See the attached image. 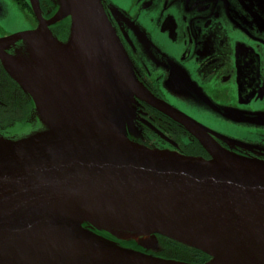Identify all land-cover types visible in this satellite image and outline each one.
<instances>
[{"label":"water","instance_id":"water-1","mask_svg":"<svg viewBox=\"0 0 264 264\" xmlns=\"http://www.w3.org/2000/svg\"><path fill=\"white\" fill-rule=\"evenodd\" d=\"M30 1L40 22L38 28L0 38V59L6 70L7 64L15 70L19 80L8 72L32 96L37 108L34 83L27 77L34 75L29 69L18 68L6 52L17 40L48 28L38 0ZM58 1L59 10L51 22L71 17L65 46L71 51L78 35L73 3ZM77 1L93 37L88 48L84 44V52L91 50L82 58L79 76L73 77L82 87L79 102L89 112L83 115L88 122L18 140L0 137L8 141L0 146V253L27 235L63 229L96 247L41 244L23 253V264H264V160L213 143L205 127L144 89L102 0ZM42 71L46 73L45 88L47 68ZM69 79L72 81L71 76ZM135 98L146 100L185 126L211 158L131 141L125 127ZM97 103L98 114L93 112ZM75 196L115 205L118 216L143 232L135 239L130 234L137 229L130 233L97 227L86 218L73 219L62 207ZM95 230L153 251H157L160 235L210 258L190 263L148 254ZM207 246L217 248V255Z\"/></svg>","mask_w":264,"mask_h":264},{"label":"flooded vegetation","instance_id":"flooded-vegetation-1","mask_svg":"<svg viewBox=\"0 0 264 264\" xmlns=\"http://www.w3.org/2000/svg\"><path fill=\"white\" fill-rule=\"evenodd\" d=\"M13 1L27 26L0 35V38L32 31L40 24L30 0ZM146 2L153 5L146 11H143L146 8L143 7L136 15L131 14L132 20L120 22L108 1L102 0L107 16L133 64L138 82L155 98L205 127L213 143L237 154L264 160V141H256L258 143L251 146V139H245L241 134L238 135L243 137L237 138L232 135L234 132L226 128L237 126V123L232 124V120H228L232 117L246 120L249 118H240V114L264 112V34L258 27L255 33L244 27L240 20L242 16L229 10L227 0H175L176 4L171 9L166 7L164 10L161 9V0ZM181 3L186 5V9L182 8ZM217 3L222 9L211 6ZM39 6L43 22L59 43H66L70 20L52 23L57 11L55 5L50 0H39ZM131 10H134L133 7ZM187 17H190V21ZM227 17L231 19L228 22L231 28L236 30L235 36L227 35ZM192 25L196 27L194 30ZM261 27L264 29V23ZM145 29H154V37L160 46L153 38L146 39L148 33ZM199 29L206 34L202 44L199 43ZM130 40L138 44L134 46ZM142 43L150 46V52L146 51L154 66L148 65L143 57L141 59L139 51L143 50ZM23 46V40L19 39L11 45L8 53L16 54ZM172 82L189 89L200 100L203 109L183 100L180 104L177 96L167 89ZM36 113L33 98L9 75L0 60V136L19 137L35 132L38 128ZM194 113L207 116L209 122L222 123L223 127H209ZM125 129L131 141L149 148L211 158L200 140L185 126L146 100L135 98L131 120ZM157 243V251L136 246L142 252L162 256L172 244L160 235L157 236ZM193 254L199 256L200 252Z\"/></svg>","mask_w":264,"mask_h":264},{"label":"rangeland","instance_id":"rangeland-1","mask_svg":"<svg viewBox=\"0 0 264 264\" xmlns=\"http://www.w3.org/2000/svg\"><path fill=\"white\" fill-rule=\"evenodd\" d=\"M107 1L110 4L111 9L114 11V13L116 12V16L120 22H122L123 20H132L133 17L131 16V14L136 15V13H138L141 9H143V7H146L145 9H143V11L144 10L146 11L147 8L153 5V3L147 5L148 2H146V0L145 1H142V0H107ZM151 1H154V0H151ZM160 3H161L162 10H164V8L166 7L168 9H171L174 6V4H176L175 0H161ZM227 3L229 6V10H232L234 14L242 16L240 20L243 22L244 27L249 28L250 31L253 33L256 32V28L258 27L259 30L264 34V29H262L261 27L262 23H264V0H227ZM181 4H182L181 5L182 8L184 7L186 9V5L184 3H181ZM218 4L219 3L211 4V6L216 9H222V6ZM131 7H133L134 10H131ZM187 14L189 15L190 12H188ZM193 14L195 15L196 13H193ZM220 15L222 18V14ZM155 18L157 19V17ZM221 18H219V21ZM226 19H227V23H226L225 29H226L227 35L229 37L235 36L236 30L232 29L230 24L228 23L229 21H231L230 17H227ZM187 20L190 21V17H187ZM26 26H27V23L24 20V16L21 13L19 7L16 5V3L13 0H0V35H4L7 33H12V32L21 30L22 28H25ZM192 27H193V30L196 28L193 25ZM145 30L148 33V35H146V39L151 40L153 38L156 44L159 45L158 41L154 37V32H155L154 29H145ZM205 35L206 34L202 33V30L199 29V35H198L199 43L201 44L204 43V40L206 37ZM136 40L137 42H139V39L136 38ZM131 44L136 46L138 43L131 41ZM141 46L143 48L141 52L139 51V53L141 54V59L143 57L146 63H148V65H153V63L150 62L148 53L146 51L148 50L150 52L151 50L150 46H148L147 44H143V43L141 44ZM138 60L141 61L140 59ZM60 66L61 65H58L57 67L60 68ZM46 68H47V74L50 75L47 65H46ZM71 77H72V81L71 79H68L69 80L68 83L70 85H67L66 83H60L59 80L57 79V82L55 85H51L50 87H47V88L45 87L46 89L43 88L44 94H45L44 101H45L46 108L48 110L49 108L50 110L52 109L51 111L53 112L52 113L49 110L51 113H48V115L51 117H54L57 124L58 123L59 124L58 125L56 124L57 127L54 124L51 126L49 124H46L41 119L38 113V105H37L36 114H37L38 128L32 134L36 132H40V134L44 132L53 133L55 131L57 132V130L60 131L66 128L75 127L78 124H85L88 122V120L83 118V115L89 112L83 109L79 102L81 100V94H82L81 88L82 87H79V86L77 87L76 83L74 82L72 74H71ZM165 84L167 85V83ZM168 85H170V88L167 87L168 91L169 92L171 91L174 95L177 96V100L180 104L183 100L184 102H190L194 106L203 109V106L200 100L197 99L190 92V90L187 89L184 85L177 86L174 82ZM58 89L59 90L61 89V90L56 92V90ZM63 95L65 96L63 97ZM88 95H89V92H88ZM39 100H41V97L38 98V102ZM244 108L246 109V107ZM254 114H256V116ZM194 115L198 117L202 122L209 125V127L218 128V129L223 127L222 123H219L217 121L214 123L209 122L210 119L207 116H204L202 114H197V113H194ZM245 115H248V116H245ZM239 117L240 118L248 117L249 119H246V120L243 118L241 120L236 119L238 117H235V118L232 117V119H228V120H232L231 121L232 124L237 123V126L235 124L234 127L232 125L226 126V128L234 132L232 133V135H236L237 138H241L243 137L241 135H244L245 139H251V144H250L251 146H253L252 144L258 143L256 141H259V142L264 141V112L245 113V114H240ZM90 122L91 121H89V123ZM52 126L53 128H51ZM238 134H241V135H238ZM243 143L244 141L242 142V144ZM143 237L144 235L140 236L141 240Z\"/></svg>","mask_w":264,"mask_h":264},{"label":"bare ground","instance_id":"bare-ground-1","mask_svg":"<svg viewBox=\"0 0 264 264\" xmlns=\"http://www.w3.org/2000/svg\"><path fill=\"white\" fill-rule=\"evenodd\" d=\"M72 3H73V11L75 13V18H76V24H77L76 29L78 30V35L73 49L71 51H65L64 49L57 48L56 45H54L51 42L52 40L50 41L51 43L49 41H45V44L47 46V52H46L47 55H45L46 59H49L54 63L53 65L46 64L50 72V75L49 74L47 75L48 87H50L51 85H55L57 79L59 80L60 83L68 82L69 76H71V74L74 77V79H76L77 76H79L78 74L82 69V64H83L82 58L85 59L86 52L88 50H91L90 48L86 52H84L83 49L84 44H86V48H88V44L93 42V37L90 30L89 22L86 18L85 13L79 6L78 1L72 0ZM35 38H37V36H31L28 38L27 47L29 54L27 57L25 56L17 57L15 60V64L18 65L19 67L21 65V67L25 66L26 68L30 69L31 73L34 76L33 77L27 76V77L34 84H36V85L33 84L32 87L36 92L38 98L41 97V100H39L38 102V113L41 119L46 124H49L50 126L54 124L57 127L59 123L57 124L55 118L48 115V113L52 112L51 111L52 109L50 110L49 108V110L51 111L50 112L46 108L44 101L45 94H44L43 86H45V84L43 83L45 82L46 73L42 70H44L46 67L45 65H43L45 63L42 62V58L39 56L40 54H38V48L40 47H37V43L34 40ZM57 45L59 46V44ZM56 64L61 65L62 67L60 66V68H58L57 67L58 65ZM7 66L10 72H12V74L15 75V77L17 78L18 76L15 74L16 72L14 73L12 71L10 65L7 64ZM78 82L79 80L75 81L76 84H78ZM60 90L58 89L56 90V92ZM64 96L65 95H63V97ZM93 112L97 114L100 113V108L98 103L95 106V111ZM94 116L98 117L96 115ZM51 128H53V126ZM7 143H8L7 140L0 138V146L6 145ZM115 207H116L115 205L114 207L107 206L102 202H90L88 200H84L81 199L80 197L75 196L74 198H71L69 202H66L63 205L62 210L75 220L86 218L90 220L97 227H106L114 230H127L130 233L133 232L132 228L133 230L137 229L138 231L136 233L133 232L130 235L135 239H138L139 234H141V231L143 232V230L132 226V222L126 221L122 219L120 216H118L117 212L114 211ZM54 243L65 246L96 247L91 241L83 237L71 235L65 232L63 229L43 230L35 234L27 235L23 239L17 241L16 243L12 244L10 247H7L5 250H3L0 253V264H23L22 255L26 250L34 249L35 246L39 248V245L41 244H54ZM207 249L210 252H212L215 256L217 255V248H215L214 246L212 247L207 246Z\"/></svg>","mask_w":264,"mask_h":264},{"label":"trees","instance_id":"trees-1","mask_svg":"<svg viewBox=\"0 0 264 264\" xmlns=\"http://www.w3.org/2000/svg\"><path fill=\"white\" fill-rule=\"evenodd\" d=\"M26 94H28V93H26ZM35 109H36V106H35ZM32 133L26 134V135H22V136H19V137H8V136H4V135H2V137L10 139V140H17V139H21V138L27 137V136L31 135ZM95 231L98 232L99 234L103 235L104 237L119 243L122 246H125V247H128V248H132V249H135V250H139L138 246H136L137 243L135 241H132V240H130V241H122V240H118L117 238L113 237L111 234H109L106 231H99V230H95ZM168 240L172 244L167 248L166 252H163L162 257L172 258V259L181 260V261L190 262V263H203V262H206L210 258L206 253H204V252H202L200 250L191 248L189 246H186L184 244H181V243L176 242V241L171 240V239H168ZM194 252H200V255L199 256H195L193 254Z\"/></svg>","mask_w":264,"mask_h":264},{"label":"crops","instance_id":"crops-1","mask_svg":"<svg viewBox=\"0 0 264 264\" xmlns=\"http://www.w3.org/2000/svg\"><path fill=\"white\" fill-rule=\"evenodd\" d=\"M50 2H52L53 3V5H55V7L57 8V11L59 10V6H60V3H59V1L58 0H50ZM57 11L55 12V14H54V16L56 15V13H57ZM54 18V17H53ZM64 19H69L70 20V27H69V37H68V39H67V42L66 43H64V44H61V43H59L58 41H57V39H56V37L53 35V33L51 32V30H50V28L48 27L47 28V30L45 31V30H40L39 32H37V33H34V34H32V35H29L28 37H25V39H22L23 40V42H24V46L22 47V48H20V50L18 51V52H16V54H9L8 53V49L6 50V52L8 53V55L9 56H11V58H12V60H16V58L17 57H19V56H25V57H27L28 56V54H29V51H28V47H27V40H28V38L29 37H31V36H37V38H35L34 40L36 41V43H37V47H40V48H38V54H40L39 56L42 58V62H44L45 64H43V65H49V64H51V65H53L54 63L51 61V60H49V59H46V56L45 55H47V46H46V44H45V41H51L54 45H56V47L57 48H59V49H64L65 51H67L66 50V45H67V43H68V41H69V38H70V34H71V30H70V28H71V17H66V18H64ZM64 19H62V20H64ZM59 21H61V20H59ZM58 22V21H57ZM38 28V27H37ZM36 28V29H37ZM36 29H34V30H36ZM34 30H32V31H34ZM48 34V35H47ZM15 35V34H14ZM12 36V35H11ZM46 36H48V37H46ZM5 37H8V36H5ZM5 37H2V38H5ZM51 38V39H50ZM54 38V39H53ZM46 39V40H45ZM43 40V41H42ZM50 42V43H51ZM15 43V42H14ZM13 43V44H14ZM41 43V44H40ZM57 44H59V46L57 45ZM39 45V46H38ZM45 47V48H44ZM43 50V51H42ZM43 52H45V53H43ZM43 55V56H42ZM14 56V57H13ZM1 60V59H0ZM13 61V62H14ZM48 61H50V62H48ZM2 62V61H1ZM3 64V63H2ZM56 65H58V64H56ZM3 66H5V65H3ZM7 66V65H6ZM18 68H20L21 70H23V69H25L26 67L24 66H22L21 67V65H20V67L18 66V65H16ZM10 68L12 69V71L15 73V71H14V69L10 66ZM5 69H6V67H5ZM27 70L29 69V68H26ZM49 69V68H48ZM8 66H7V72H8ZM30 70V69H29ZM10 71V70H9ZM49 71V70H48ZM9 73V72H8ZM11 74H12V72H11ZM11 74L9 73V75L11 76ZM16 75H17V73H15ZM13 75V74H12ZM13 76H15V75H13ZM18 76V75H17ZM12 77V76H11ZM13 78V77H12ZM14 79V78H13ZM17 79L19 80V76L17 77ZM15 80V79H14ZM16 81V80H15ZM18 84H19V82L18 81H16ZM20 85V84H19ZM21 86V85H20Z\"/></svg>","mask_w":264,"mask_h":264}]
</instances>
